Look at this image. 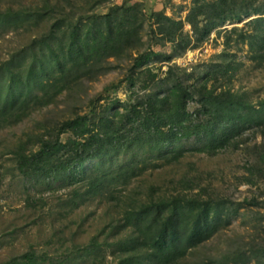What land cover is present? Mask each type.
Instances as JSON below:
<instances>
[{
	"label": "rangeland",
	"instance_id": "obj_1",
	"mask_svg": "<svg viewBox=\"0 0 264 264\" xmlns=\"http://www.w3.org/2000/svg\"><path fill=\"white\" fill-rule=\"evenodd\" d=\"M197 1L216 0H49L52 5H59L61 11L53 22L58 19L78 22L83 17L106 15L115 7L138 6L141 11L138 19L142 23L140 41L81 74L52 104L32 105L22 121L0 128V264L20 261L31 252L36 253L42 264H121L127 257L126 245L135 237L132 227L126 224L128 208L144 202L151 188L174 194L173 187L183 177L196 179L206 190L204 197L227 203L228 210L221 229L191 249L178 264H264V178H253L254 184L249 181V169L264 152V128L247 129L238 146L231 145L214 155L196 151L202 145L197 137L185 140L184 156L171 165L154 160L146 149L139 152L126 149L103 169L109 174L126 163L139 162L137 175L126 185L121 184L124 179L113 182L96 197L87 192V177L75 183L68 175L60 180L28 177L16 163L19 146L24 144L28 150L37 151L38 139L42 136L47 139L48 130H58L79 116L98 120L116 111L123 113L147 95L163 96L168 83L177 77L188 85H200L209 71L219 65L232 64L237 69L216 75L213 81L218 87L246 93L254 104L264 100V64L251 60L250 48L238 42V33H229L233 28L247 30L250 20L264 15L228 22L199 43L187 23ZM249 1L254 9L264 4V0ZM44 5L45 0H0V13ZM153 13L183 21L184 34L192 44L182 52L154 35L158 26L150 18ZM53 22L33 21L24 27L0 23V66L35 38L44 36ZM229 40L231 44L227 46ZM142 55L149 58L137 68V59ZM131 77L136 87L131 86ZM196 110L197 104L191 102L189 111ZM73 138L72 133L61 136L63 142ZM97 162L87 164L85 169L91 170Z\"/></svg>",
	"mask_w": 264,
	"mask_h": 264
},
{
	"label": "trees",
	"instance_id": "obj_2",
	"mask_svg": "<svg viewBox=\"0 0 264 264\" xmlns=\"http://www.w3.org/2000/svg\"><path fill=\"white\" fill-rule=\"evenodd\" d=\"M45 4L22 10L8 9L0 13V23L24 27L33 21L36 24L53 22L54 16L61 12L60 6L52 5L49 0H45ZM140 13L138 6L123 5L106 15L83 17L78 22L58 19L44 36L14 53L0 66V128L22 121L32 105L52 104L91 67L103 59L118 56L134 42L138 45L142 28L138 19ZM252 15L263 16L264 4L254 9L249 0L197 1L187 23L201 43L226 23ZM150 18L158 26L154 35L176 45L182 52L192 44L184 34L183 21H175L163 13H153ZM247 27V30L233 28L229 33H238V42L250 48L251 60L264 64V18L250 20ZM230 44L229 40L227 46ZM148 58V55L140 56L136 67L140 68ZM171 59L167 57L168 62ZM236 69L232 64L216 66L200 85H188L182 77H177L173 83H168L163 96L147 95L123 113L116 111L98 120L79 116L67 121L58 130H48L47 139L40 137L37 151L28 150L24 144L19 146L18 169L28 177L60 180L68 175L73 183L87 177V192L96 197L105 193L113 182L124 179L121 184L126 185L137 175L139 162L126 163L109 174L103 169L126 149L138 152L146 149L154 160L171 165L184 156L183 141L194 137L202 142L196 151L206 155L217 154L234 144L238 146L247 129L264 128V100L254 104L246 93L218 87L213 81L216 75H226ZM130 82L136 87L133 77ZM191 102L197 104L194 113L189 111ZM67 133H72L74 138L63 142L61 136ZM96 161L91 170L85 169L87 164ZM249 173L252 184L253 178H264V152ZM173 190L174 194L169 193L170 190L163 193L162 189L151 188L144 202L128 208L126 224L132 227L135 237L126 245L127 257L121 264H178L191 249L221 229L227 203L204 197L206 190L194 178L183 177ZM8 264L42 263L36 253L31 252L20 261Z\"/></svg>",
	"mask_w": 264,
	"mask_h": 264
}]
</instances>
